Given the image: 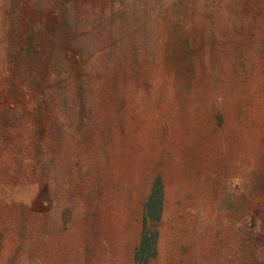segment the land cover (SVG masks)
I'll return each mask as SVG.
<instances>
[{"label":"rangeland","instance_id":"rangeland-1","mask_svg":"<svg viewBox=\"0 0 264 264\" xmlns=\"http://www.w3.org/2000/svg\"><path fill=\"white\" fill-rule=\"evenodd\" d=\"M92 2L23 12L41 24L37 59L26 62L7 52L13 22L0 8V86L15 96L0 99V264H133L158 175L152 264H264V0H143L112 10L113 30L90 33ZM65 4L82 31L64 26ZM79 39L98 48L93 56ZM106 61L112 74L102 72ZM55 76L75 97L96 89V134L72 125L56 139L51 125L29 133L7 118L12 107L27 120L34 97L58 89ZM39 218L44 233L56 232L44 236Z\"/></svg>","mask_w":264,"mask_h":264},{"label":"trees","instance_id":"trees-1","mask_svg":"<svg viewBox=\"0 0 264 264\" xmlns=\"http://www.w3.org/2000/svg\"><path fill=\"white\" fill-rule=\"evenodd\" d=\"M6 1L7 0H4V2ZM142 1L143 0H93L92 5H89L88 8L89 29L85 31L91 30L90 33H97L101 29V27L106 29L109 26L110 29L113 30V27H111L112 24H107V20L110 19L112 10H114L118 14H126V5L132 7H135L137 5L138 7H140ZM178 1L182 2V0ZM60 2L61 0H9L8 4H0L1 9L2 7L5 8L1 18L6 20L5 15L8 12L12 17V41H15L16 43L9 46L7 45V52L10 54L12 60L21 59L23 62H26V60L36 61L37 59L35 55L38 54L37 45H39V39L36 37V35L41 30V24H39L40 22L36 19H34V21L23 19V12H29L36 15L47 11L51 12L52 10L55 12V10L58 11L61 9ZM69 6L70 5L65 4V8L67 9L64 12V16L61 17L62 22L64 26H66V28L73 25L78 30H81V15L79 16L75 12V10L73 11ZM7 35H9V29L8 32L6 34L4 32V35L2 36L4 37V39H6L8 37ZM75 45H78L79 48H81L82 51L88 55L87 58L93 56L94 50L98 49L95 47L91 48L90 46L85 45L83 40L81 41L80 39L75 42ZM5 47L6 45L4 44L3 49ZM136 51L137 50H134V53H136ZM111 63V61L104 62L105 66L104 68H102V72H105L107 70V73L112 74L113 69L111 68ZM29 69L33 74L28 78V81L30 83H34L35 81L36 83L38 82V85H40L42 78L38 76V74L35 72V69L31 67H29ZM54 80L57 82L56 87L58 89L46 90V92H44L42 95L38 94L37 96H35L34 98L36 99L37 105L31 110V112L29 113V118L27 120L22 115L21 110L14 109L11 106L10 109L6 108L5 115L7 116V118L11 122L19 121L21 127L23 126L24 130L28 131L29 133L35 131L32 124L37 125V127L39 128L38 133L40 134L44 130L42 129V127L45 126V123L48 124V127L49 125H51L53 127L51 137H55L56 139L59 138L61 132L63 131V134H67V132L69 131V127L72 125L86 126L89 132L91 131L92 133L96 134L90 129L92 127V115L96 111V108L100 106V101L99 95L97 94L96 89L93 87V85L88 88L86 94H79V96L75 97L78 89L76 91H70L69 84H67L66 82L63 85L61 84V78L55 76ZM25 85V89H28L30 86L29 83H26ZM81 91L83 92V90ZM2 98H6L9 101H12L15 99V96L13 93H10L8 95L3 90L2 86H0V99ZM43 98L44 100L42 102L41 99ZM69 99H73V102ZM42 103L45 104L46 109H42ZM9 132L12 134L16 133L13 128H10ZM37 143L38 142H36V145ZM36 148L39 152L40 148L38 145ZM11 153H13L14 155L12 159L13 162H16L19 152H17V149H15ZM79 165V162H77V166ZM78 173L79 169H77L76 175L70 176V179H79L80 175ZM43 184L47 189L49 181L46 179V184L45 182H43ZM10 193H15V191L10 190ZM42 198L43 195L40 198L37 194L34 197V199H36L34 201L40 205V200ZM67 200L71 201L68 198ZM163 203V181L158 175L153 177V179L151 180L149 191L143 202L139 241L137 247L133 252V264H152L153 260L157 257V241L159 236V224L163 215ZM39 220L40 231L41 233H44V228L47 225L46 221H43L40 218ZM36 221H38V218H36ZM8 232L9 231L1 230V233L3 235L2 238L5 237ZM51 232L55 233L56 230H50L43 235H49Z\"/></svg>","mask_w":264,"mask_h":264}]
</instances>
